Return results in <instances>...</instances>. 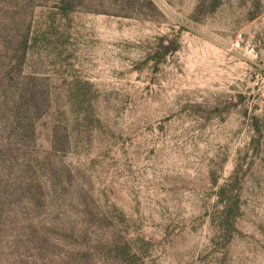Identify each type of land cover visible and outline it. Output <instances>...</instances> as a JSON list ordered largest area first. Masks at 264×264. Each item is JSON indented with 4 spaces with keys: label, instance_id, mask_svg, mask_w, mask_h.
Here are the masks:
<instances>
[{
    "label": "rangeland",
    "instance_id": "374dc122",
    "mask_svg": "<svg viewBox=\"0 0 264 264\" xmlns=\"http://www.w3.org/2000/svg\"><path fill=\"white\" fill-rule=\"evenodd\" d=\"M0 264H264V0H0Z\"/></svg>",
    "mask_w": 264,
    "mask_h": 264
}]
</instances>
